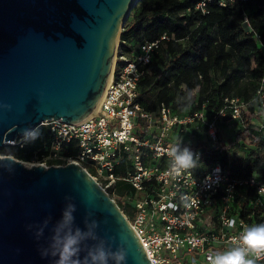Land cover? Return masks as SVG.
I'll list each match as a JSON object with an SVG mask.
<instances>
[{"label": "built area", "instance_id": "obj_1", "mask_svg": "<svg viewBox=\"0 0 264 264\" xmlns=\"http://www.w3.org/2000/svg\"><path fill=\"white\" fill-rule=\"evenodd\" d=\"M233 1L220 0L219 6ZM207 2L210 0L199 1L195 9L208 13ZM167 39L163 35L159 40L141 42L129 55L122 52L118 39L110 80L97 108L77 123L44 122L41 126L49 128L52 141L47 154L30 164L46 168L77 164L113 196L119 186L128 187L127 194L116 197L130 206L131 213L125 216L150 264H207L209 254L225 250L243 228L258 224L253 213L246 217L239 213L236 199L242 193L253 191L255 197L245 205L255 207L256 217L264 223V179L232 175L219 162H206V155L222 144L218 130L227 113L233 132L247 127L248 102L225 97L224 106L208 116L204 104L200 110L186 113L174 112L164 104L149 112L139 104V82L160 40ZM254 100L264 110L263 85ZM200 127L202 142L188 143L186 134ZM258 130L264 131L263 115ZM27 138L12 144L21 145ZM178 138L200 153L201 164L191 174L173 177L166 174L167 153ZM63 146H70L74 154L63 155ZM226 157L230 163L242 156ZM181 195L193 197L196 203L184 207ZM258 264H264V258Z\"/></svg>", "mask_w": 264, "mask_h": 264}, {"label": "water", "instance_id": "obj_2", "mask_svg": "<svg viewBox=\"0 0 264 264\" xmlns=\"http://www.w3.org/2000/svg\"><path fill=\"white\" fill-rule=\"evenodd\" d=\"M139 0H0V150L44 122L82 121L99 103L115 41ZM0 167V264H50L39 246L71 196L76 223L88 212L113 250L123 242L126 264H150L125 214L77 164L25 166L12 156ZM51 217L40 241L29 224Z\"/></svg>", "mask_w": 264, "mask_h": 264}, {"label": "trees", "instance_id": "obj_3", "mask_svg": "<svg viewBox=\"0 0 264 264\" xmlns=\"http://www.w3.org/2000/svg\"><path fill=\"white\" fill-rule=\"evenodd\" d=\"M199 1L139 0L131 10L119 35L124 54L129 55L141 42L159 40L163 35L168 38L160 40L139 82L137 100L149 112L164 104L174 112L186 113L200 110L204 104L205 116L218 112L225 97L248 102L247 127L233 132L228 143L223 141L222 128L230 124L227 113L218 130L222 144L206 155V162H219L232 175L264 179V131L258 130L264 110L254 100L256 91L264 86V0H234L225 7L219 6L220 0H210L206 14L195 9ZM188 92L192 94L190 106L185 98ZM32 133L34 138L5 146L0 155L22 162L40 161L47 154L52 134L47 126ZM186 139L188 143L202 142L203 127L190 130ZM242 148L246 154L228 163L226 156H236ZM62 151L63 155L75 152L70 146H63ZM128 192V187L119 186L115 195ZM254 197L253 191L242 193L236 199L237 208L245 217L253 213L261 223L256 208L245 205ZM116 204L125 215L131 213L128 204L121 200Z\"/></svg>", "mask_w": 264, "mask_h": 264}, {"label": "clouds", "instance_id": "obj_4", "mask_svg": "<svg viewBox=\"0 0 264 264\" xmlns=\"http://www.w3.org/2000/svg\"><path fill=\"white\" fill-rule=\"evenodd\" d=\"M189 103L192 99L191 92L186 95ZM25 137L34 138L32 131L25 130ZM169 165L166 174L179 177L184 173L191 174L192 170L199 168L200 153L190 146L183 145L182 138L170 148L167 153ZM13 161L0 157V167L12 171ZM219 172V168L214 170ZM211 179V176L207 178ZM71 196H66L67 201L61 211L60 219L51 226L50 235L46 244L38 248L42 259L50 260V264H126L128 252L123 242L113 250L108 240L98 236L99 222L92 218L88 212L83 220L84 227L76 223L74 213L76 205ZM180 200L184 207H191L196 200L188 195H181ZM172 207H176L172 205ZM51 217L45 218L37 224H29L26 230L33 232L34 238L40 241L49 230ZM230 221L229 225H234ZM264 258V223L252 224L243 228L234 238L232 244L223 251L214 252L207 256V264H258Z\"/></svg>", "mask_w": 264, "mask_h": 264}, {"label": "rangeland", "instance_id": "obj_5", "mask_svg": "<svg viewBox=\"0 0 264 264\" xmlns=\"http://www.w3.org/2000/svg\"><path fill=\"white\" fill-rule=\"evenodd\" d=\"M245 28H247V26L245 25ZM116 46H117V40H116ZM115 46V47H116ZM232 126L229 124H226V126H224V130H222L223 132L221 133L222 137H223V141H225L226 143H228L230 141V139H233V129L231 128ZM239 150V149H238ZM236 151V156H244L247 152V150H244V148L240 149L239 151ZM1 156V155H0ZM24 163H31V162H24ZM114 202L116 203V201H118L119 199L116 196L111 195L110 196Z\"/></svg>", "mask_w": 264, "mask_h": 264}, {"label": "bare ground", "instance_id": "obj_6", "mask_svg": "<svg viewBox=\"0 0 264 264\" xmlns=\"http://www.w3.org/2000/svg\"><path fill=\"white\" fill-rule=\"evenodd\" d=\"M115 46H116V41H115V44H114V49H115ZM113 60H114V50H113V56H112V64H113ZM109 80H110V73H109V78H108V82H109ZM108 82H107V84H108ZM107 84H106V86H107ZM106 86H105V88H106ZM97 106H98V104H97ZM97 106L94 108V110L97 108ZM94 110L92 111V113L94 112ZM23 164L25 165V166H32V164H30V163H24L23 162Z\"/></svg>", "mask_w": 264, "mask_h": 264}]
</instances>
